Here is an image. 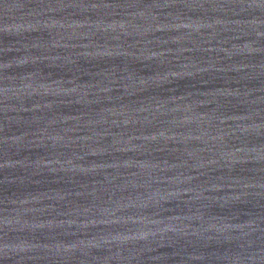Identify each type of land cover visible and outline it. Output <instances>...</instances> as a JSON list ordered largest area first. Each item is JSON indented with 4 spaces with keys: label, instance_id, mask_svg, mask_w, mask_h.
Here are the masks:
<instances>
[{
    "label": "water",
    "instance_id": "95a60500",
    "mask_svg": "<svg viewBox=\"0 0 264 264\" xmlns=\"http://www.w3.org/2000/svg\"><path fill=\"white\" fill-rule=\"evenodd\" d=\"M0 264H264V0H0Z\"/></svg>",
    "mask_w": 264,
    "mask_h": 264
}]
</instances>
